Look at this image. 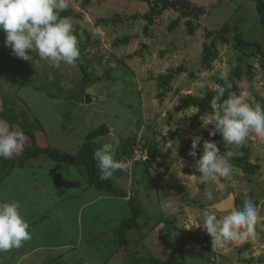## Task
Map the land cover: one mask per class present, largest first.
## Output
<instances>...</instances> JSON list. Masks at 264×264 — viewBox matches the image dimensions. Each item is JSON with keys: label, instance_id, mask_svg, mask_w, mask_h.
I'll return each instance as SVG.
<instances>
[{"label": "rangeland", "instance_id": "374dc122", "mask_svg": "<svg viewBox=\"0 0 264 264\" xmlns=\"http://www.w3.org/2000/svg\"><path fill=\"white\" fill-rule=\"evenodd\" d=\"M190 1L206 11L194 21L193 35L187 19L175 26L179 13L167 10L146 36V22L132 17L148 13L147 4L67 0L62 12L73 19L81 55L75 64L59 68L35 52L31 61L15 57L0 31V121L31 135L24 149L36 142L71 154L91 131L106 125L110 133L93 146L98 149L119 139L114 159L125 167L109 179L127 195L99 191L82 168L53 162L46 155L23 169L1 170L0 202L21 204L31 239L19 249L0 252V264H150L153 259L264 264V140L250 135L239 146L226 145L219 133L209 135L213 125L191 126L196 109L176 110L184 98L219 91L223 69L229 76L240 72L233 94L253 105L263 101L261 58L250 49L237 51L234 38L240 34L264 51V29L253 0ZM206 45L211 47L208 59ZM180 68L185 73L174 75L170 92L161 99L157 79ZM195 136L203 139L194 158L189 152ZM204 140L219 143L221 154L230 150L235 158L246 157L259 170L247 174L229 161L228 179L213 182L186 174V168L196 169ZM131 197L143 215L138 227L127 233L128 246H121L114 230L129 217ZM247 198L258 206L255 236L213 249L211 236L196 227L203 223L202 210L217 205L222 218L233 209L223 208L225 204L231 206L233 200L234 208L241 209Z\"/></svg>", "mask_w": 264, "mask_h": 264}, {"label": "clouds", "instance_id": "9594fccd", "mask_svg": "<svg viewBox=\"0 0 264 264\" xmlns=\"http://www.w3.org/2000/svg\"><path fill=\"white\" fill-rule=\"evenodd\" d=\"M67 7V0H0V31L5 33V45L15 57L25 61L33 60L35 52L51 67L75 64L81 53L73 19L60 15ZM218 79L226 87L217 86L219 91L210 101L211 113L200 117L204 126H214L209 135L219 133L226 145L234 146L244 143L250 135L264 140V105L249 104L235 94L224 99L226 88L232 87L229 70H220ZM202 139L200 136L192 138L190 156H197ZM27 140L23 132L0 121V158L10 159L20 154ZM119 144V139H114L95 150L94 160L101 180L109 179L116 170L125 167L124 162L114 159ZM202 153L195 164L202 179L218 182L230 177L229 161L234 152L221 154L216 142L204 140ZM219 210L217 205L204 208L199 220L203 223L196 225L211 236L213 249H223L230 242H243L255 236L258 206L250 198L244 200L241 209L233 208L222 218L216 214ZM30 239V225L21 214V204L0 202V252L19 249Z\"/></svg>", "mask_w": 264, "mask_h": 264}, {"label": "trees", "instance_id": "16d2710c", "mask_svg": "<svg viewBox=\"0 0 264 264\" xmlns=\"http://www.w3.org/2000/svg\"><path fill=\"white\" fill-rule=\"evenodd\" d=\"M94 0H84L85 4H90ZM140 3L149 5L150 9L148 13L144 15H135L132 17L133 20H143L146 22L144 33L149 36L151 27L154 26L156 21L163 15L167 10H173L179 13V19L175 21L173 25L178 26L181 19H187V27L189 34L193 35L197 27L194 25V21L200 20L206 14V11L202 7H198L193 4L190 0H135ZM256 2V10L259 16V22L261 27L264 29V0H253ZM60 15L67 16L66 13L61 12ZM235 49L237 51L244 52L247 49L253 50L252 55L261 58L264 65V51L260 44L245 41L240 34L235 35ZM224 42H228L226 38H223ZM210 49L208 45L205 46L204 54L205 58H210ZM206 61V60H205ZM185 73L184 68H180L175 72H171L168 75H162L157 79V86L159 89H163L159 97L163 99L170 88L168 85L174 78L175 74ZM241 78L240 72L236 71L229 76V81L232 84L230 89L226 88L224 99L228 97L229 94L236 93L238 91V82ZM219 85L221 87H226L222 80H219ZM218 91L206 90L205 96L199 97H188L181 100L180 105L176 108L178 112H187L188 110L194 108L196 113L193 115V121L191 126L198 127L202 124L200 117H205L206 114L211 113L210 101L213 96H215ZM264 105V100L260 102ZM110 133L106 125H101L95 130L91 131L85 139V143L78 150L76 154H71L67 151H62L53 147H40L34 142L32 147H26L22 154L18 158L3 159L0 158V171L23 169L28 162L37 160L40 156L46 155L51 161L59 164H69L75 167L82 168L85 172L86 178L91 186H94L99 191H106L115 196L127 197V195L121 190H117L111 179L101 180L99 174V168L97 167V162L94 160L95 148L93 142L97 139L106 137ZM27 137L31 135L25 134ZM32 139L34 140L33 136ZM218 145H220L218 143ZM246 150V149H245ZM230 151V150H229ZM192 162V161H191ZM235 166L243 169L247 174H255L259 170V166H253L248 162L247 158L238 159L232 157L230 160ZM192 165L191 163H189ZM185 173L194 176H201V174L193 169L186 168ZM130 208L129 217L124 219L121 224L114 230L115 241L121 246H128L127 233L131 232L133 229L137 228L139 225V219L143 215V209L138 203L136 197H131L127 202ZM136 264H141L137 260ZM150 264H175L172 261H163L160 259H153Z\"/></svg>", "mask_w": 264, "mask_h": 264}, {"label": "water", "instance_id": "95a60500", "mask_svg": "<svg viewBox=\"0 0 264 264\" xmlns=\"http://www.w3.org/2000/svg\"><path fill=\"white\" fill-rule=\"evenodd\" d=\"M90 101H91V100H90V98H89V99H88V102H90ZM223 208H234V202H233V205H232V206H229V205L225 204Z\"/></svg>", "mask_w": 264, "mask_h": 264}, {"label": "crops", "instance_id": "0c3cea01", "mask_svg": "<svg viewBox=\"0 0 264 264\" xmlns=\"http://www.w3.org/2000/svg\"><path fill=\"white\" fill-rule=\"evenodd\" d=\"M23 252V251H22ZM28 253H32L33 254V251H30V252H28ZM27 257H30V256H27Z\"/></svg>", "mask_w": 264, "mask_h": 264}, {"label": "bare ground", "instance_id": "6f19581e", "mask_svg": "<svg viewBox=\"0 0 264 264\" xmlns=\"http://www.w3.org/2000/svg\"><path fill=\"white\" fill-rule=\"evenodd\" d=\"M233 205V200L231 201V206Z\"/></svg>", "mask_w": 264, "mask_h": 264}]
</instances>
